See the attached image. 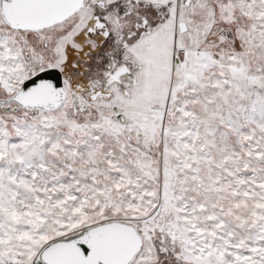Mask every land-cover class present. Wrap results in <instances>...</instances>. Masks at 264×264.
<instances>
[{"label":"snow or ice","instance_id":"snow-or-ice-1","mask_svg":"<svg viewBox=\"0 0 264 264\" xmlns=\"http://www.w3.org/2000/svg\"><path fill=\"white\" fill-rule=\"evenodd\" d=\"M0 264H264V0H0Z\"/></svg>","mask_w":264,"mask_h":264}]
</instances>
